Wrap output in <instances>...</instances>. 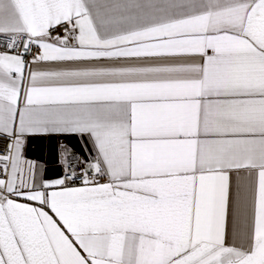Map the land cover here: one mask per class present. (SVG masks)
<instances>
[{
  "label": "snow or ice",
  "instance_id": "1",
  "mask_svg": "<svg viewBox=\"0 0 264 264\" xmlns=\"http://www.w3.org/2000/svg\"><path fill=\"white\" fill-rule=\"evenodd\" d=\"M0 264H264V0H0Z\"/></svg>",
  "mask_w": 264,
  "mask_h": 264
}]
</instances>
